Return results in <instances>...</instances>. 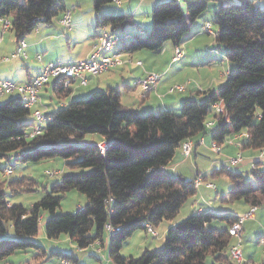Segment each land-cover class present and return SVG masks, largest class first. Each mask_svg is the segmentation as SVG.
Segmentation results:
<instances>
[{"label": "trees", "instance_id": "1", "mask_svg": "<svg viewBox=\"0 0 264 264\" xmlns=\"http://www.w3.org/2000/svg\"><path fill=\"white\" fill-rule=\"evenodd\" d=\"M92 1L96 27H125L130 37L118 49L131 53L142 49L158 52L167 41L179 46L210 0L157 1L148 30L136 24L130 14L100 12L105 3L115 0ZM215 1V41L226 46L225 57L233 65L217 89L207 91L202 98L184 99L178 111L161 109L143 116L121 104L119 89H94L87 97L74 98L46 112L49 118L41 131L29 137L28 127L33 124L28 123L29 110L20 97L11 95L0 102V158L8 153L22 162L60 157L70 168L80 169L62 173L50 191L31 206L12 203L4 189L26 177L9 179L5 184L0 181V259L28 248L45 254L34 237L42 212H47L44 230L48 238L66 234L80 249L96 241L103 245L106 239L114 264H206L207 257L226 264V250L232 241L228 226L237 215L209 210L195 211L170 225L158 249H145L137 258L120 253L133 232L145 231L146 224L154 228L164 220H174L183 203L196 193L194 178L169 174L167 166L182 140L210 132L204 123L213 115V105L221 104L223 112L210 133L212 140L220 145L231 133L244 130L249 137L242 140L243 149L261 150L264 146V9L252 0ZM64 9L63 0H0V18L10 19L9 31L16 41ZM205 22L200 26L202 33H207ZM131 27L134 33L129 32ZM70 91V87L54 82L57 98H65ZM88 135L96 140L85 139ZM99 141L105 142L103 151ZM261 163L255 160L250 168L254 186L244 181L241 172L222 163L210 172L212 177L225 174L232 183L221 199L243 200L250 207L264 203ZM69 189L83 194L86 203L74 211L56 213L62 194ZM213 220L226 226H213ZM107 225L117 229L109 231ZM90 250L95 255V249ZM51 255L59 261L65 258L78 263L72 252L52 251Z\"/></svg>", "mask_w": 264, "mask_h": 264}, {"label": "crops", "instance_id": "2", "mask_svg": "<svg viewBox=\"0 0 264 264\" xmlns=\"http://www.w3.org/2000/svg\"><path fill=\"white\" fill-rule=\"evenodd\" d=\"M114 2L113 4L115 5H103L100 12L127 13L132 16L133 21H135V23H138L135 20V14H137V10L140 7V5L144 2V0H138V3L136 4L134 9L132 8L133 7L132 4L134 2L133 3L130 2L127 8L122 7V1L120 4ZM63 3L65 8H72L74 6V8H72L71 11L70 27L68 29H63L55 22V20L61 15V12L48 23L40 22L34 30H32L23 37V39L27 43L26 46L27 58L19 59L21 60L20 66H18L19 63H15L14 65L11 64L8 66H4L3 64H0V79H11L19 83H24L29 81L34 75H36L39 72L42 63L55 62V61H72V60L88 57L93 52L94 44L98 42V32L95 30L96 12L93 7V1H92V5L88 4L85 0H63ZM200 26L201 24L199 25V23L196 21L192 24L190 31L183 37L181 43L179 44L180 48L181 46H184V44L185 45L187 44V42H185L186 40L189 39L190 41V38L194 39L192 37L202 34L200 30ZM145 29L148 30L149 26L147 28L145 27ZM6 33H8V31ZM6 33H4L3 36L0 38V41L2 40V43L4 39H6V37L4 36ZM13 40H14L13 47L16 48L17 41L15 40L14 34H13ZM168 42L169 41L164 43L161 50H163V48H166L168 44H170L171 46L170 50L172 54L174 45L171 42L169 43ZM182 43L183 45H181ZM156 53L157 52H152L146 49H142L131 53L123 52V55H131L134 59H141V58L153 56ZM37 54L41 55L42 57L41 62L37 61L36 59ZM206 54L208 55L206 56V58L209 57V61H204L205 58H199L200 61H195L194 59L193 61H186L184 60L185 55L182 50L181 57L176 61H172L170 58L169 61L166 62L161 61L159 64L154 61H147L146 63L143 61L141 66L134 64H127V63L118 65L98 76L89 75L88 76L89 83L85 86H81L79 84L71 85L70 94L63 99L58 98L59 102H57L58 104H55V106H54L55 94L53 92L54 81H49L47 84L43 86V88L40 91L41 100L43 105L46 107L45 112H48L60 106L67 105L68 102H70L74 98L84 97L94 89H106L109 87H114L119 89L120 91V102L123 106L129 108H135L142 114H146L149 112L156 113L161 109L178 111L181 102L184 99L202 98L207 91L217 89V87L224 82L223 79L226 78V73L231 69L229 65L227 68H225L223 72L219 71L216 74H212L209 71V69L211 66L215 65L216 62H218V61H214L216 60L215 59L216 54L213 53V51H208L206 52ZM30 56H33L34 61L36 60L37 62L28 61ZM195 57L198 58L201 56H195ZM8 69L13 71L12 76H10ZM146 70H153L160 73V79L156 85V88L150 91L145 98H141L140 88L134 84V80L141 77L144 74V71ZM182 71L185 75L182 73ZM188 78L192 79L193 81L187 85L185 91L173 92V93L168 92V88L171 85L184 82ZM10 96L11 95H9V98ZM27 118L30 119L29 121L27 120L28 123H30L31 125L34 124L35 121L30 115H28ZM232 134L233 133L228 135L225 138L224 142L220 144L221 152L219 153V156L215 157L214 159L218 161H222L227 156H233L236 155L237 153H241L243 156L244 150H250L251 151L250 153L244 154L246 158H244L243 156V158L248 161L250 157L255 154L253 152H257V150H252L249 148L243 149L241 145L237 146L235 143H231ZM192 139L194 141V148L191 156L189 158H185L181 152L180 147L178 146L175 150L174 157L167 166V168H169L172 172H174L177 175H181L184 178H186V176L194 178L197 173L202 172L199 171L196 162H194V165H190V163H188L190 158L196 160V158L203 156V153H205L206 151L211 152L210 143L212 139L209 132L198 134L192 137ZM250 163L252 164V162ZM209 174H210L209 170H207L206 173L203 172L204 178L211 181L208 178ZM216 189H217L216 185L215 188H208L205 187L204 185H200L196 189V192L197 193L200 192V195L205 197L206 200L205 192L207 190L217 191ZM220 196L222 197L225 195L221 194ZM200 200L204 201L202 198ZM197 202L198 201H196L197 205H195L194 208L192 207V205L187 207L183 215H185V213L191 214L197 211V209L199 208H201L202 210H209L216 213H230L233 215H239L240 213L245 212L250 208V205H248L247 203H246L247 206L246 205L241 206L242 208L241 210L238 209L237 207H234L233 205L219 206L217 203H215L216 202L215 200L213 202L212 200L211 201L206 200L204 202H198V203ZM183 215L181 214L180 217H177L174 220H168V221L166 220L165 223L166 225L164 227V230L166 231L170 227V225L176 223V221L181 219ZM256 216L257 215L255 210L253 217L243 221L242 231L244 230V226H243L244 223L247 220L255 219ZM214 222H212L211 225H215ZM217 223L219 224L218 225L219 228H223L226 226L225 223L222 222L221 223L217 222ZM262 233H263L262 231H258L255 233L254 238L257 244H259L258 238ZM93 251H95L94 257L98 261H101L102 258L106 259L108 256V245L106 241H104L103 245L101 246L100 244L95 245V250ZM245 260L253 262L252 254L250 252L246 254Z\"/></svg>", "mask_w": 264, "mask_h": 264}, {"label": "rangeland", "instance_id": "3", "mask_svg": "<svg viewBox=\"0 0 264 264\" xmlns=\"http://www.w3.org/2000/svg\"><path fill=\"white\" fill-rule=\"evenodd\" d=\"M88 4L92 5L91 0H85ZM122 1V7H128V4L130 2H134L132 4V8L134 9L136 4L138 3V0H121ZM160 0H144V2L140 5V7L137 10V14H135V20L136 24L142 26L143 28L150 27L151 25V10L152 6ZM237 1V0H233ZM254 5L259 6L261 9H264V0H252ZM225 3H229V0L224 1ZM115 3V2H114ZM104 5H115L113 2L105 3ZM217 5V1L210 0L207 4V8L205 12L196 20V22L202 24L205 21H211L213 24V28H215V25L213 23L214 20V8ZM181 6L184 8L183 1L181 2ZM129 32L134 33V29L131 27L129 28ZM92 33V31H91ZM6 39H4L3 43L2 40L0 41V64H3L4 66L8 65H14L15 63H19L18 66H20L21 60L19 59H11L10 61H3L1 60L2 56H9L12 51H14L13 45V32L8 31L4 35ZM194 39L190 38L186 40L187 44L184 46H181L183 52H184V60L186 61H200L199 58H205L204 61H209V57L206 54L208 51H213L215 53L216 57L214 61H218L215 63V65L211 66L209 71L212 74H216L219 71H224L225 68H227L229 65L232 67V63H230L226 57H225V51L226 46L222 44H218L215 41V37L207 34L202 33L201 35L192 37ZM184 42V43H185ZM169 43V42H168ZM183 45V43L181 44ZM166 47V46H165ZM171 46L168 44L166 48H163V50L158 51L153 56H149L146 58L141 59H134V60H141L145 63L147 61H154L158 64L163 61H169L171 58ZM195 56H201L196 58ZM222 59V60H220ZM27 61V60H26ZM28 61H34L33 56H30ZM36 61V60H35ZM34 61V62H35ZM37 62V61H36ZM207 68V67H206ZM205 68V69H206ZM8 72L10 76L13 75V71L8 69ZM183 73V71H182ZM184 74V73H183ZM189 74V73H188ZM185 75V74H184ZM225 80V78L223 79ZM89 83V82H88ZM218 86V85H217ZM88 95H86L87 97ZM85 97V98H86ZM9 98V95H5L4 97L0 98V102L7 100ZM58 98L54 96V106L55 104H58ZM51 107V106H50ZM52 108V107H51ZM141 115L145 116V114L140 113ZM28 120H30L28 118ZM31 127H28V130ZM90 137H93V139L96 140V136H90L88 135L85 139H89ZM250 150H244V154L250 153ZM253 156L250 157V159L247 161L244 159L242 163L239 165L230 166L231 169L237 170L242 173L244 181H248L251 183V185L254 186V182L252 180L250 168L251 163L253 160H261L262 163L259 165L261 168L264 167V156L259 157L260 150H257V152ZM219 154L214 152L206 151L203 153V156H200L194 160L193 158H190L189 162L190 165H194V162H196L199 171L207 172L209 170L212 172L215 168H219L220 161L215 160V157H218ZM214 160V161H213ZM70 162V160H69ZM5 166H11L13 169V172L10 175H4V173L0 170V181L8 182L9 179L18 178L20 176L26 177L23 178L21 182L11 184L9 186L5 185V191L7 192V198L12 203H21L24 206H31L32 203H34L36 200L40 199L44 193L47 191H50L51 186L60 179V176L62 173L66 172H78L80 169H74L70 168L68 165H66V160L60 157H52V158H46L42 159L40 161H27L22 162L20 160H17L14 158L12 153H8L7 157L0 158V168ZM47 171L52 172L51 174H47ZM58 171V172H56ZM167 172L169 174H175L172 172L169 168L167 169ZM187 179H190L191 177L186 176ZM217 187V191L215 190H207L206 193V200L212 202L215 200L219 206H231L237 207L238 209H241V206H247V204L243 200H234L232 202L229 201H223L221 198V194L227 196L229 189L232 187V183L229 180V178L225 174H218L214 175L213 177H208ZM9 187V188H8ZM201 196V197H200ZM205 200V197L200 195V192H196L194 195L190 196L180 207L179 212L176 216L180 217V215L184 213L185 209L192 205L194 208L196 204V201L198 202H204L200 199ZM197 202V203H198ZM86 203V197L78 192L76 189H69L65 193L62 194V197L60 199L59 205L56 207L55 212L61 213V212H71L77 209L79 206H83ZM180 214V215H179ZM189 215V213H185L183 215L185 216ZM256 218L247 220L244 223V230L242 231L241 236V248L243 251V257L245 260V256L248 252L252 254V260L254 263H259L261 261H264V251H262V247L260 244H257L254 236L255 233L258 231L264 232V203H262L260 206H257L256 208ZM41 220L39 222L38 232L36 236L34 237V240L40 244L43 249L45 250V254L41 253V251L35 250L34 248H28L26 250H18L14 253L8 255L5 258L0 259V264H59V260L55 255H51L50 253L52 251H63V252H72L75 254V256L78 258L77 264H108L106 262L105 258H102L101 261H98L95 257L93 252L90 249H95V245L93 244L89 248L86 247L84 249H80L77 247L74 241H71L69 237L66 234L59 235L58 238H48L45 235L44 230V221L45 218L48 217L47 212H42ZM216 221V222H214ZM216 227H218L217 222H222L219 220H213ZM166 220H164L160 225L157 227H154V230L157 232L158 236H152L151 234H147L144 230H136L133 232L124 242L122 245V249L120 251L121 255L123 256H133L134 258L139 257L142 252L145 249L148 250H155L160 248L164 244L166 231L164 230ZM224 223V222H222ZM213 225V226H215ZM7 237H12L8 234ZM252 237V238H251ZM107 245L108 241L105 239ZM101 246V244H100ZM247 261V260H245ZM253 262H251L253 264ZM112 264V263H109ZM206 264H220L219 262H214L211 257H207ZM226 264H229V260H226Z\"/></svg>", "mask_w": 264, "mask_h": 264}, {"label": "built area", "instance_id": "4", "mask_svg": "<svg viewBox=\"0 0 264 264\" xmlns=\"http://www.w3.org/2000/svg\"><path fill=\"white\" fill-rule=\"evenodd\" d=\"M117 4L121 3V0H115ZM74 8V6L72 7ZM72 8H65L61 15L55 20V22L63 29H68L71 25V11ZM11 26L10 19L8 17L0 18V38L4 33L9 31ZM98 32V42L94 44L93 52L85 58H80L72 61H55L42 63L39 72L34 75L29 81L19 83L11 79H0V98L5 95H17L23 102L24 107L29 110V115L34 119V124L31 126L27 136L31 137L38 134L41 131L42 124L49 118L45 112L46 107L41 100L40 91L45 84L49 81H59L63 87H70L73 84H79L85 86L88 84V76H98L110 69L122 65V64H134L142 65L141 60H134L131 55H123V52L118 49L119 45L130 37V34L126 31V28L113 29L109 25H101L96 27ZM204 30L214 36L215 31L210 22L204 23ZM26 41L21 38L17 41L16 48L11 52L9 56H2L1 60L10 61L11 59H25L26 53ZM182 55L180 46H174L172 61L178 60ZM37 61L41 62L42 57L40 54L36 55ZM160 79V73L153 70H146L144 74L134 80V84L140 88L141 98H145L147 94L156 88V85ZM193 80L188 78L184 82L176 83L168 88V92H182L185 91L188 84ZM223 112L221 104L217 103L213 105V115L206 119L204 126L209 129L211 133L216 126V119L219 114ZM249 137L247 131L241 130L232 134V142L237 146L241 145V140ZM101 151L105 148V142L99 141L97 143ZM181 152L185 158H189L194 148V141L188 137L182 140L179 144ZM210 149L212 152L219 154L221 152V146L214 140H211ZM264 156V146L260 150L259 157ZM257 160V159H256ZM259 160V159H258ZM243 161L241 153H237L233 156H227L220 163L225 164L227 168L230 166L239 165ZM255 160L252 161V166ZM4 175H10L13 172L11 166H5L2 170ZM58 172V171H56ZM52 172L47 171V174ZM194 186L197 189L200 185H204L208 188H215V184L203 177V173H197L194 177ZM80 208L82 206H79ZM78 207V208H79ZM257 206H251L247 211L237 215V219L228 226V233L232 237V241L226 250L227 259L232 264H252L251 261H245L243 257V251L241 248V233L242 223L248 218L254 216V212ZM202 209H197L200 212ZM110 225H107V230H115ZM145 232L157 237L158 234L150 224H146ZM258 243L264 251V232L259 236ZM93 244H101L100 241H96ZM93 244L89 245L92 246ZM106 262H111L109 256L106 258ZM59 264H72L68 259H60Z\"/></svg>", "mask_w": 264, "mask_h": 264}]
</instances>
